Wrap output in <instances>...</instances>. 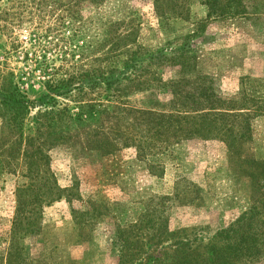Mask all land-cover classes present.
<instances>
[{"label": "rangeland", "instance_id": "rangeland-1", "mask_svg": "<svg viewBox=\"0 0 264 264\" xmlns=\"http://www.w3.org/2000/svg\"><path fill=\"white\" fill-rule=\"evenodd\" d=\"M130 28L150 50L185 51L179 59L187 55L191 67L155 66L126 95L138 112L124 115L85 72L121 68L125 57L108 53L109 41ZM68 72L75 79L64 94L57 82ZM201 80L222 107L262 111L249 143L232 151L190 132L166 140L154 116L139 113L168 111ZM1 87L36 103L53 97L73 116L95 113L54 129L61 140L46 154L63 193L42 208L34 232L11 231L16 188L27 178L9 164L13 150L0 153V264H120L122 245H137L125 264H173L187 248L206 255L230 241L220 231L264 196L263 171L242 163L264 160L256 154L264 146V0H0ZM10 116L0 114V138ZM262 230L242 264H264Z\"/></svg>", "mask_w": 264, "mask_h": 264}, {"label": "trees", "instance_id": "trees-1", "mask_svg": "<svg viewBox=\"0 0 264 264\" xmlns=\"http://www.w3.org/2000/svg\"><path fill=\"white\" fill-rule=\"evenodd\" d=\"M213 3L209 6L212 7ZM109 42L111 48L108 53L113 55L120 51L124 55L122 67L113 66L107 72L97 68L85 72V76L90 75L89 78L95 85L103 86L104 91L108 92L105 97L112 98L117 103L114 108L124 115L138 112V110L129 108L125 99L126 95L131 88L140 84L143 76L151 74L155 66H159L164 61L169 64H179L183 70L191 67L187 55L183 60L179 59L180 55L186 53L185 51L184 53L180 51L177 56L175 54L167 56L160 51L150 50L139 45L137 34L133 28L116 36L111 34ZM119 43L121 44L120 49H117ZM74 79L75 73L68 72L65 78L57 82L67 87L64 94L71 92ZM180 96L183 97L182 100L178 99ZM213 96L211 88L201 80L193 86L191 92L179 91L177 96L175 95L177 99L172 101L173 106L168 111L149 110L139 113L153 115L155 123L158 122L159 132L162 129V132L167 134L166 137H163L166 140L171 134L185 137L187 132H190L207 138H217L229 150L239 149L241 145L249 143L252 140L251 120L255 114L262 111L254 112L251 110L250 104L249 107H245V104H243L244 107H240V105H233V102L224 108L222 107L225 106L224 101ZM67 106L64 104L59 109L57 100L53 97H50V100L45 103H36L27 101L25 96L15 88L4 89L1 87L0 89V114L11 115L8 120L4 121L3 135L0 138V153L4 149L13 150L9 151V164L14 168L20 167L21 169L23 167L25 170L23 176L27 178L26 183L18 185L16 188L17 207L11 227L13 234L19 229L27 233L34 232L42 208L62 198L63 190L57 184L46 154L61 140L54 137L52 133L62 119L81 124L86 121L84 120L86 113L91 115L95 113L92 109H81L82 111L73 116L68 112ZM31 109H34V113L29 116ZM27 120L32 126L25 128ZM31 131L34 132L30 133ZM8 134L10 136L6 137ZM66 139H62V142ZM242 163L246 165L247 169L253 164L258 165L263 171L261 178L264 183V168L262 166L264 160L250 158L242 160ZM257 225L264 228V196L258 205H254L249 211L244 212L229 228L220 231L219 234H223L222 239H229L228 242H233L236 245H229L228 242L221 245H210L206 250V255H203L197 248H187L181 254L173 257V264H242L243 257L253 247L251 244L257 240L255 238V233L259 231V227L255 228ZM260 232H263L259 237L262 245L260 252L264 253V230ZM126 242L129 244L128 240ZM134 249L137 250V245H122L120 264H125L129 257L135 256Z\"/></svg>", "mask_w": 264, "mask_h": 264}, {"label": "crops", "instance_id": "crops-1", "mask_svg": "<svg viewBox=\"0 0 264 264\" xmlns=\"http://www.w3.org/2000/svg\"><path fill=\"white\" fill-rule=\"evenodd\" d=\"M256 115L262 116L260 113L256 114ZM251 124H253V123H251ZM256 154L259 155L257 158H264V146L263 147H261L260 145L256 146Z\"/></svg>", "mask_w": 264, "mask_h": 264}]
</instances>
